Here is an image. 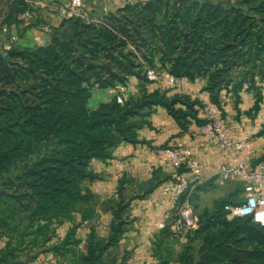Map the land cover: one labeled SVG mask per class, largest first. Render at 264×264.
Returning <instances> with one entry per match:
<instances>
[{
	"label": "trees",
	"instance_id": "trees-1",
	"mask_svg": "<svg viewBox=\"0 0 264 264\" xmlns=\"http://www.w3.org/2000/svg\"><path fill=\"white\" fill-rule=\"evenodd\" d=\"M33 10L27 0H0V28L20 23L21 15ZM83 14L50 26L46 45L15 41L0 48V238H6L0 264H30L47 252L71 264H125L108 253L127 230L129 205L172 175L161 178V171H154L128 197L126 178L121 179L110 234L93 232L84 253L76 237L81 222H74V215L80 212L82 222L95 217V194L85 184L99 178L92 161H108L122 142L144 143L138 131L151 126L149 117L158 107L183 130L192 120L207 121L198 118V107H205L200 99L151 88L148 69L207 79L205 90L224 119L225 98L234 100L239 113L243 90L255 96L247 114L261 109L264 0H146L127 3L99 21L86 9ZM131 76L138 78L139 90L123 103L115 95L95 108L89 105L95 88H117ZM259 161L264 155L253 163ZM236 184L239 192L228 191L197 210L196 225L175 257L179 264H264V227L251 217H228V206L243 201V183ZM65 221L73 226L58 240ZM166 237L163 229L157 247ZM168 256L160 264H168Z\"/></svg>",
	"mask_w": 264,
	"mask_h": 264
},
{
	"label": "crops",
	"instance_id": "crops-1",
	"mask_svg": "<svg viewBox=\"0 0 264 264\" xmlns=\"http://www.w3.org/2000/svg\"><path fill=\"white\" fill-rule=\"evenodd\" d=\"M34 10L21 15L22 21L8 27L3 25L7 36L0 43V48H9L12 42L23 46H42L50 41V26L58 25L64 15L62 9H68V1L60 3L57 0H27ZM146 0H113L115 5H107L106 0H91L87 4L88 16L93 20L103 17L108 11L117 9L129 2ZM67 2V3H66ZM111 2V1H110ZM63 3H66L63 5ZM94 11V12H93ZM92 14V16H91ZM208 84L207 79L199 78L190 80L182 78L178 86H172L163 79L152 82L151 88H162L168 90L169 95L182 93L190 95L193 99H200L205 107L212 103L209 93L205 90ZM263 93H264V87ZM139 90V80L131 76L127 86L122 88H95L93 90L89 105L92 108L100 103L114 98L117 94H124L128 98L131 94ZM125 92V93H123ZM255 103L253 91L243 90L239 103L240 112L235 109L230 98H225V120L235 137H242L246 132L258 133L264 124V99L261 109L254 123L247 114ZM198 107V106H197ZM205 107H198V118L207 120ZM151 126H145L138 131L139 139L144 143L122 142L113 150V157L108 161L93 160L92 169L99 175L98 179L87 181L85 184L90 187L95 194V217L82 222V214L74 215V222H81L77 228L76 237L81 241L79 248L87 253L88 239L93 232L98 236L108 237L111 230V223L114 219L112 210L113 200L118 198V187L120 180L126 178L123 194L130 196L139 190V185L151 180L154 171H161L162 176H171L173 167L165 160L162 149L170 148H190L201 163V181H223L218 176V170L222 165H234L237 157L232 153L222 152L215 142L208 140L200 132V124L192 120L187 124V129L183 130L180 124L167 112L164 107H158L149 117ZM254 128V131L251 129ZM263 138L255 140L253 152H260ZM242 157L248 159L250 155L243 153ZM185 176L192 179V175L183 171ZM222 181V182H221ZM170 182L164 180L154 191L144 198L134 199L128 207L129 223L127 230L119 244L109 250V259L117 260L120 263L123 259L125 264H160L165 259L166 250L172 252V257H167L168 264H179L175 257L183 249L178 236L179 229V202L165 194L164 186ZM229 182V181H228ZM238 181H232L237 183ZM228 188L226 189V192ZM212 206V205H211ZM210 206V207H211ZM164 224L161 228L160 225ZM73 226L72 221L63 222L57 229V238L62 240L66 237L69 229ZM165 229L168 237L164 238L162 248L157 247V242ZM6 238H0V250L5 246ZM30 264H71L68 260L56 257L53 253L41 254Z\"/></svg>",
	"mask_w": 264,
	"mask_h": 264
},
{
	"label": "built area",
	"instance_id": "built-area-1",
	"mask_svg": "<svg viewBox=\"0 0 264 264\" xmlns=\"http://www.w3.org/2000/svg\"><path fill=\"white\" fill-rule=\"evenodd\" d=\"M82 11L86 9L84 0H69L68 9H62L64 15L71 10ZM147 78L156 82L161 79L172 86H178L181 78H177L171 73L164 77H159L154 69L147 70ZM117 102L123 103L124 96L117 94ZM207 121L200 126V132L208 140L216 143L218 148L225 153H232L237 157L234 165H222L218 170V176L223 181H241L244 186L242 193L243 201L240 204L229 205V218L251 217L256 223L264 227V161L256 164L253 152V145L257 138V133L246 132L242 137H235L222 117V112L217 105L210 103L205 107ZM243 153H248L250 157L245 159ZM165 160L173 167L172 179L164 186L165 194L170 195L175 202H179L181 196L186 192L193 182L201 181V163L190 148H170L162 151ZM264 155V154H263ZM184 167L192 175V179L178 170ZM179 229L178 236L182 245L188 241L189 231L196 225L194 207L188 199L179 202ZM161 228L164 224L160 225Z\"/></svg>",
	"mask_w": 264,
	"mask_h": 264
},
{
	"label": "rangeland",
	"instance_id": "rangeland-1",
	"mask_svg": "<svg viewBox=\"0 0 264 264\" xmlns=\"http://www.w3.org/2000/svg\"><path fill=\"white\" fill-rule=\"evenodd\" d=\"M85 4H86V11L87 14L89 13L87 10V0H84ZM97 1V0H96ZM111 1V2H110ZM133 2V1H132ZM131 3V2H129ZM134 3V2H133ZM106 4L107 5H115V3H113V0H106ZM125 4H123L124 6ZM118 9V8H117ZM117 9L114 10H110L108 11L106 14L110 13V12H114ZM94 12V11H93ZM105 14V15H106ZM69 16H76V17H81V16H85L83 14L82 11L79 10H71L68 12ZM89 15V14H88ZM92 16V14H91ZM102 18V17H101ZM101 18H96L98 19L97 21H99ZM50 28V27H49ZM5 36H7L6 31H4L2 29V27L0 28V43H4L5 40L3 39ZM159 77H164L167 73H170L167 69H163V68H158V69H154ZM129 81V80H128ZM127 86V84H122L121 87L125 88ZM264 87V85H263ZM125 93V92H123ZM121 95H123L125 97L124 94L121 93ZM126 98V97H125ZM264 99V98H263ZM241 101V100H240ZM263 102V101H262ZM232 103L234 104V100L232 99ZM93 104L92 101H90V105ZM259 112V111H258ZM258 112H252L251 114H248V116L250 117V119L252 120V122L254 123L255 119L258 116ZM263 126V125H262ZM255 129L252 128L251 131H254ZM261 130V129H260ZM264 139V134H261L260 131L257 133V138L258 139ZM165 149H170V147H166L163 148V150ZM260 152L257 154H254L255 159L258 157H262L264 154V140H263V144L260 146ZM222 180V179H221ZM223 181V180H222ZM221 181V182H222ZM200 184L199 182H193L190 187L186 190L185 194L187 193L186 199H188L191 204L194 207V211H195V216L197 214V210H201L203 208L206 207H210L211 205H213L214 201L222 196L225 195L228 191L232 192L233 194H236L237 192H239V184L236 183H232V181H223L222 183H220V181H215V179L206 187V189H198L197 185ZM228 188V191L226 192V189Z\"/></svg>",
	"mask_w": 264,
	"mask_h": 264
}]
</instances>
